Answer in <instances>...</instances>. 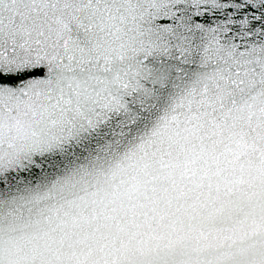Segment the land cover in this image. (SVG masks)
<instances>
[{"label": "snow or ice", "instance_id": "obj_1", "mask_svg": "<svg viewBox=\"0 0 264 264\" xmlns=\"http://www.w3.org/2000/svg\"><path fill=\"white\" fill-rule=\"evenodd\" d=\"M0 264H264V0H0Z\"/></svg>", "mask_w": 264, "mask_h": 264}]
</instances>
